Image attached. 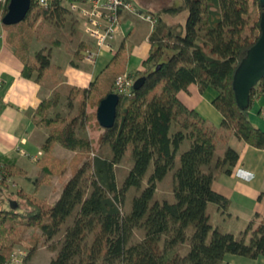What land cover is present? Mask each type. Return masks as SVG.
I'll use <instances>...</instances> for the list:
<instances>
[{"label":"trees","instance_id":"16d2710c","mask_svg":"<svg viewBox=\"0 0 264 264\" xmlns=\"http://www.w3.org/2000/svg\"><path fill=\"white\" fill-rule=\"evenodd\" d=\"M72 1L53 0L40 7L31 0L25 18L12 25L2 23L9 0L0 4V28L7 32L23 77L39 82L50 65L51 47L60 42L51 34L70 19L80 21L69 10ZM183 11L187 13L183 25L161 18ZM263 11L259 0H181L158 12H139L155 18L142 70L126 73L128 53L122 42L82 90L73 117L48 116L59 103V92L43 99L35 110L36 122L50 128L43 151L50 155L55 143L76 151L69 163L72 173L52 204L23 189L12 190L10 181L0 180V264H6L29 228L36 232L26 260L38 250L39 237L48 242L64 229L48 264H227V253L264 256V216L255 226L251 220L237 236L213 225L208 213L210 203L223 211L229 204L212 187L217 174H231L238 161L239 153L227 145L229 138L264 150V129L250 116L254 97L264 93V76L251 90L245 109L238 107L232 89L236 67L259 37ZM47 35L50 46L33 49ZM94 48L93 43L84 56ZM123 74L133 81L129 93L114 88ZM138 78L142 82L135 89ZM192 83L200 93L207 88L216 91L211 103L222 115L218 126L178 98V92ZM110 93L119 95L116 118L112 127L103 128L96 109ZM88 123L99 131L101 154L91 155L93 139L78 132ZM184 141L188 145L179 152ZM220 147L223 153L216 155ZM124 157L131 166L118 183L115 166ZM54 161L43 167V182H50L54 165L61 167L58 173L66 170L67 163ZM0 165L10 180L25 174L3 156ZM169 172L173 200L156 198L158 183ZM10 200L16 202L15 209ZM137 230L143 235L136 240Z\"/></svg>","mask_w":264,"mask_h":264},{"label":"crops","instance_id":"0c3cea01","mask_svg":"<svg viewBox=\"0 0 264 264\" xmlns=\"http://www.w3.org/2000/svg\"><path fill=\"white\" fill-rule=\"evenodd\" d=\"M128 1L133 4L135 10L122 11L120 33L114 40V46L117 48L122 42L125 44L128 53L126 73L132 75L135 71L143 69L142 62L148 56L151 48L148 37L154 27L150 22L142 19L139 12H158L159 9H153L152 3H145L142 0V6H137L132 0ZM179 14H182L181 19L177 17ZM179 14L172 16L164 13L161 18L168 24L183 25L187 13L183 11ZM167 16H169L168 19ZM169 18L173 19V22ZM75 20L67 21L66 37L59 39V44L51 47L50 65L43 71L39 82L21 75L22 64L14 55L12 47L7 41V32L0 28V156L9 159L16 166L25 170V174H20L18 177H24L25 180L22 181V184L25 181L32 183L33 189L31 191L24 187H20V189L34 193L51 204L59 198L62 185L70 178L72 172L68 166L63 173L55 171L50 175V182H43L41 180L43 167L52 160H55L53 164L55 162L70 163L76 151L69 150L60 143H55L50 155L47 156L42 145L50 128L36 122L35 110L43 99L51 97L56 91L59 92L60 97L67 96L68 92H73L74 95L77 92H82L107 66L113 56L103 50L93 62L86 61L84 52L86 48L92 47L93 42L84 33L83 24H79L80 22ZM78 26H80V30ZM42 46L49 47L50 44L46 43ZM33 48H35L34 45ZM215 95L216 91L213 88H207L203 93H200L195 83L190 84L186 90L178 92V98L187 107L196 110L203 118L218 126L222 115L211 103ZM263 109L264 93L254 97L250 109L251 119L262 129H264V119L260 113ZM227 145L239 153L238 161L231 174H217L212 187L229 200L228 207L223 211V214H227L230 218H236L240 225L232 229H224L220 224L216 226L221 231L234 234L235 230L240 228L237 235L239 236L251 220L255 226L264 216V150L248 145L235 136L229 138ZM18 149L23 150L25 154H21ZM220 150L222 153L223 149L220 148ZM70 152L73 153L71 158L66 159L71 155ZM32 157H36V160L33 161ZM23 159L37 166L29 169L25 167L26 165L24 166ZM44 185L49 188L42 189L41 197L37 195V192ZM234 198L235 201H233ZM241 198H252L255 203L250 208L243 207L238 203ZM232 203L239 206L241 210H237ZM224 261L227 264H264V256L250 258L227 253L224 256Z\"/></svg>","mask_w":264,"mask_h":264},{"label":"rangeland","instance_id":"374dc122","mask_svg":"<svg viewBox=\"0 0 264 264\" xmlns=\"http://www.w3.org/2000/svg\"><path fill=\"white\" fill-rule=\"evenodd\" d=\"M134 4H136L137 6H142L143 4L141 3V0H132ZM145 3H152V5L154 6L153 9H164V8H168V7H173V6H177L178 4H180L181 0H142ZM147 8V7H145ZM169 16H167L166 18L168 19ZM178 19L182 18V14H179ZM170 19V18H169ZM71 20V19H70ZM73 21V20H71ZM173 22V19H170ZM169 20V21H170ZM80 22V21H79ZM81 24V22L79 23ZM175 24V23H174ZM53 28V26H52ZM78 29L80 30V26H78ZM82 30V29H81ZM68 32L66 26H64L62 29L58 30L57 32H53L51 34L52 38L53 37H59L60 39H64L66 36L65 34ZM49 35L46 36L45 39H43L40 42H36L34 43V47L38 48L39 46H42L43 44H48L49 42L47 40V38L51 37ZM33 48V49H35ZM83 98V94L82 92H77V94L74 95L73 92H68L67 96H63L60 97L59 99V103L58 105L49 111L48 116H54L56 114L59 115L60 118H70L73 117L75 114H77V108L79 105V101ZM88 111H92V108H89ZM262 117V116H261ZM91 124L89 125V127H86L85 131L82 130H78V132L80 134H85L86 136H88L89 138L93 139V149L91 152V155H96V154H101L102 150L99 148L98 144H97V138L99 135V131L98 129H93L92 125L94 123H88ZM87 124V125H88ZM188 145V142L184 141L181 144L180 150L179 152L183 151ZM221 148V147H220ZM220 148H218L215 152L216 155H221L223 153H221ZM105 151V150H104ZM71 155L68 156L66 159H70L72 156V152H70ZM69 153V154H70ZM22 162H24V166L28 167L29 169H32L33 167L37 166L36 164H32L30 162H27L25 159L22 160ZM23 164V163H22ZM69 162L67 163V168L69 166ZM131 166V161L128 160L127 157H124L116 166H115V170H116V179L118 181V183L121 182L123 176L125 175V172L128 170V168ZM61 167L59 166H55L53 167V169L56 170V172L58 173V171L60 170ZM67 170V169H66ZM25 180L24 177L19 176L18 175L14 178H12L10 180V186L12 190H19L20 187H24V189L26 190H32L33 189V185L32 183L25 181L22 184V181ZM34 184V183H33ZM49 187H47L46 185L43 186V188H40L37 192V195L41 196L43 195L42 193V189L47 190ZM259 194V193H258ZM156 198H167L169 200H173L172 197V177L170 172L167 174V176L158 183L157 186V192L155 194ZM233 201H235V198L233 199ZM128 200H126V202L123 205V212H125V210L127 209L128 206ZM238 203H240L243 207H247L250 208L254 205V200H252V198H241L238 200ZM235 208L238 210H241V208L239 206H237L235 203H232ZM208 213L210 214V221L213 225H221V227H224V229H232L233 227H237V225H240V222L237 221L236 218H230L228 217L227 214H223V209L217 208V206L214 203H210L208 206ZM223 229V228H222ZM240 229V228H239ZM239 229L235 230V234L238 235L239 234ZM64 229H62L60 231V233L55 236L52 240L46 242L44 240V238L39 237V240L37 242V246H38V251L29 259H23V263L22 264H48L50 259L52 257L55 256L57 250L59 249L60 246V241H61V235L63 234ZM36 232L35 229L33 228H29L26 233L24 234V236L22 237V240L14 246L13 250L16 251H22L24 254V257L27 255L28 249L33 245V241L31 239L32 234ZM37 233H39L37 231ZM142 233L140 231H136L134 234V239H139L142 237ZM53 247V248H52ZM12 250V251H13ZM23 257V258H24ZM190 264V263H187Z\"/></svg>","mask_w":264,"mask_h":264},{"label":"built area","instance_id":"2783aa9c","mask_svg":"<svg viewBox=\"0 0 264 264\" xmlns=\"http://www.w3.org/2000/svg\"><path fill=\"white\" fill-rule=\"evenodd\" d=\"M7 0H0V4H4ZM53 0H35L40 7H46ZM134 11L135 7L127 0H74L69 5V10L83 24L84 33L92 39L94 50H87L84 59L93 62L103 50L111 54L115 52L114 40L120 33L121 15L123 10ZM141 18L150 22L152 26L155 24V18L151 14H140ZM133 81L127 74H123L115 81V91L120 93H129ZM264 119V110L261 112ZM21 154L25 152L18 149ZM35 161L36 157H32ZM6 179V173L0 165V180ZM24 254L22 251L13 250L6 264H22Z\"/></svg>","mask_w":264,"mask_h":264},{"label":"water","instance_id":"95a60500","mask_svg":"<svg viewBox=\"0 0 264 264\" xmlns=\"http://www.w3.org/2000/svg\"><path fill=\"white\" fill-rule=\"evenodd\" d=\"M264 8V0H259ZM31 6V0H9L7 12L2 18L5 25L17 24L25 18ZM260 34L256 42L247 50L246 55L236 67L232 78V89L235 101L239 108L245 109L250 103L251 90L264 76V11L260 15ZM142 78L134 82V88H138ZM119 101L117 93H110L100 100L96 109V117L103 128L112 127L116 118V107ZM10 208L15 209L14 200L9 201Z\"/></svg>","mask_w":264,"mask_h":264}]
</instances>
